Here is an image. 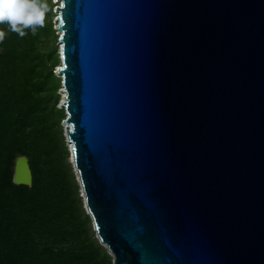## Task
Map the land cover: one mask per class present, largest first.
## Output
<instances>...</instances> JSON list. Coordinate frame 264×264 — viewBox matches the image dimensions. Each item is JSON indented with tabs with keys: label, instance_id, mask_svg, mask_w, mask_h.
<instances>
[{
	"label": "water",
	"instance_id": "1",
	"mask_svg": "<svg viewBox=\"0 0 264 264\" xmlns=\"http://www.w3.org/2000/svg\"><path fill=\"white\" fill-rule=\"evenodd\" d=\"M53 1L69 160L112 264H264V0ZM12 181L32 184L25 155Z\"/></svg>",
	"mask_w": 264,
	"mask_h": 264
},
{
	"label": "trees",
	"instance_id": "2",
	"mask_svg": "<svg viewBox=\"0 0 264 264\" xmlns=\"http://www.w3.org/2000/svg\"><path fill=\"white\" fill-rule=\"evenodd\" d=\"M25 36L0 24V264H112L84 208L58 106L61 77L53 0ZM25 155L32 184L12 181Z\"/></svg>",
	"mask_w": 264,
	"mask_h": 264
},
{
	"label": "clouds",
	"instance_id": "3",
	"mask_svg": "<svg viewBox=\"0 0 264 264\" xmlns=\"http://www.w3.org/2000/svg\"><path fill=\"white\" fill-rule=\"evenodd\" d=\"M48 11L46 0H0V24L7 22L13 32L25 36L24 29L30 28L35 34L36 27H43ZM5 32L0 31V42Z\"/></svg>",
	"mask_w": 264,
	"mask_h": 264
},
{
	"label": "rangeland",
	"instance_id": "4",
	"mask_svg": "<svg viewBox=\"0 0 264 264\" xmlns=\"http://www.w3.org/2000/svg\"><path fill=\"white\" fill-rule=\"evenodd\" d=\"M54 23H55V20H54ZM55 25H56V24H54V27H55ZM56 70H57V68H56ZM59 92H60V90H59ZM60 95H61V93H60ZM60 101H61V96H60V100H59L58 106L61 105V102H60ZM61 124H62V126H63V134H64L65 141H66V144H67V147H68V151H69L70 145H69L68 140H67V134H66V130H65V123L63 122V120H62ZM69 159H70V151H69ZM75 175H76V174H75ZM80 194H81V192H80ZM92 227H93V226H92ZM95 234H96V233H95Z\"/></svg>",
	"mask_w": 264,
	"mask_h": 264
},
{
	"label": "bare ground",
	"instance_id": "5",
	"mask_svg": "<svg viewBox=\"0 0 264 264\" xmlns=\"http://www.w3.org/2000/svg\"><path fill=\"white\" fill-rule=\"evenodd\" d=\"M61 91H62V90H61ZM61 93H62V98H64V92L62 91Z\"/></svg>",
	"mask_w": 264,
	"mask_h": 264
}]
</instances>
